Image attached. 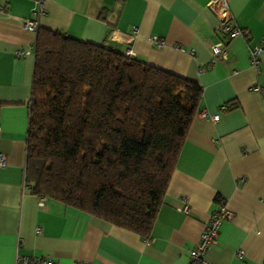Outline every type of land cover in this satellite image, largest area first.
Returning a JSON list of instances; mask_svg holds the SVG:
<instances>
[{
    "label": "crops",
    "instance_id": "crops-1",
    "mask_svg": "<svg viewBox=\"0 0 264 264\" xmlns=\"http://www.w3.org/2000/svg\"><path fill=\"white\" fill-rule=\"evenodd\" d=\"M211 0H41L44 28L131 56L201 86L163 201L148 238L37 196L24 187L26 133L36 31L23 24L37 0H0V264L44 256L60 264H188L210 214L232 216L203 264H264V50L258 70L249 50L264 47V0H224L233 28L227 54ZM135 28V30H133ZM17 50L25 51L15 56ZM259 87L260 90H253ZM233 104V105H231ZM219 115L217 122L201 112ZM186 200L187 211L179 208ZM39 229V231L37 230ZM241 250L243 257L236 252Z\"/></svg>",
    "mask_w": 264,
    "mask_h": 264
},
{
    "label": "trees",
    "instance_id": "trees-1",
    "mask_svg": "<svg viewBox=\"0 0 264 264\" xmlns=\"http://www.w3.org/2000/svg\"><path fill=\"white\" fill-rule=\"evenodd\" d=\"M201 91L134 57L38 27L24 184L148 238Z\"/></svg>",
    "mask_w": 264,
    "mask_h": 264
},
{
    "label": "built area",
    "instance_id": "built-area-1",
    "mask_svg": "<svg viewBox=\"0 0 264 264\" xmlns=\"http://www.w3.org/2000/svg\"><path fill=\"white\" fill-rule=\"evenodd\" d=\"M39 3V7L32 11V16L29 19H26L23 26L28 31H36L37 30V18L42 14L41 8V0H37ZM209 8L216 13L221 19L219 21V33L223 36L221 40L211 45V55L213 59L223 58L227 54V49L225 46V41L227 38L236 36V35H247V31L239 30L237 28H233L229 24V20L227 18V7L224 0H211L209 1ZM135 30V28H133ZM264 50L261 44L254 46L249 50L250 63L251 65L258 70V60L257 55ZM25 54V51L17 50L15 52V56L20 57ZM124 54L127 57H132L131 52L126 50ZM253 90H260L259 87H253ZM202 117L209 118L212 122H217L219 119V115L208 114L206 111H202ZM6 166V158L3 154L0 153V168ZM24 187L28 188L25 184ZM45 197L37 196V205L42 207L44 205ZM184 205H182L179 209L181 211H187V203L184 199ZM232 214L226 210L224 206H221L217 211H214L210 214L204 224V228L199 236V239L195 246L190 250L188 256V264H203L205 261L204 255L210 246L217 240L218 232L221 223L224 220L230 219ZM39 231V229H37ZM236 256L238 258L243 257V252L238 250L236 252ZM14 264H60L59 262L44 256H17ZM71 264H88L85 262L75 261Z\"/></svg>",
    "mask_w": 264,
    "mask_h": 264
}]
</instances>
